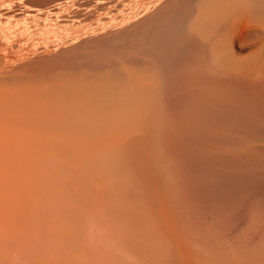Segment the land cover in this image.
<instances>
[{
	"label": "rangeland",
	"instance_id": "rangeland-1",
	"mask_svg": "<svg viewBox=\"0 0 264 264\" xmlns=\"http://www.w3.org/2000/svg\"><path fill=\"white\" fill-rule=\"evenodd\" d=\"M239 1L227 0L223 63L169 70L153 55L150 67L129 59L131 41L149 50L145 36L183 21L178 8L188 0H0L3 76L41 89L58 74L74 98L49 103L113 111L117 124L114 132L69 125L61 148L45 126L32 135L27 123L15 132L4 120L0 141L25 146L16 140L4 164L0 264H264V9L239 13ZM106 72L116 99L97 103L88 89Z\"/></svg>",
	"mask_w": 264,
	"mask_h": 264
},
{
	"label": "bare ground",
	"instance_id": "bare-ground-1",
	"mask_svg": "<svg viewBox=\"0 0 264 264\" xmlns=\"http://www.w3.org/2000/svg\"><path fill=\"white\" fill-rule=\"evenodd\" d=\"M186 0H183V2H185ZM190 1V2H189ZM210 0H188L189 4L187 3H183L182 6L180 7L181 10L178 8L179 12V16L181 18H183V21L179 22L175 27L174 25L176 24H172V28L170 27V23L168 21L169 27L166 29H169V32H165L164 30L161 31V33H164V36L162 35H158L160 34V31H151L153 34L148 33L151 35V37H147V32L145 33L147 36H145V38L149 41L150 46L147 48L148 49H144V48H140L139 46H136L137 42L139 43L140 41V37H136L131 40L132 43V48H130V50L132 49V54H131V59L132 61L134 60L135 63H137L140 66H149V62L152 60H148V57L151 55H153L154 59L153 61L156 62V60H158L160 63L163 64V66L168 67L169 70L173 65L182 67L180 65L183 64V70L186 68L185 66H188L189 61L190 60H199L200 59L203 60V62L205 60L209 61V63L211 65H217L220 63H223L227 56H228V52L231 49V42L229 40V37L227 36V32L226 31V26L228 24L225 23L224 26V20L223 19H229L230 18V14L227 12L228 8H229V3H227V0H215L216 4L215 6H213L211 9L209 8V3ZM213 1V0H212ZM244 2V0L239 1V4L241 2ZM181 4V3H180ZM179 3L176 5H180ZM185 5H187L185 7ZM237 5V6H238ZM247 7V10L250 9L252 11H256V10H262L264 9V0H246L243 5H240L241 10H239L241 12H243L245 6ZM176 7V6H175ZM179 7V6H178ZM239 8V6H238ZM243 8V9H242ZM173 10V8H170ZM246 9V8H245ZM177 10V9H176ZM175 10V11H176ZM246 11V10H244ZM177 12V13H178ZM244 13V12H243ZM170 14V13H168ZM174 14V13H173ZM165 15V13H164ZM167 15V14H166ZM220 15L222 20V24L221 26H219L220 24H218L219 21H217L216 23L218 25H216L215 23V19L216 16ZM174 16V15H173ZM173 16L171 15V17L173 18ZM175 17V16H174ZM224 17V18H223ZM166 18V17H165ZM163 18V19H165ZM170 18V20L172 19ZM180 18V19H181ZM235 18V17H234ZM161 19V18H160ZM169 19V18H168ZM167 19V20H168ZM176 19V18H175ZM179 19V20H180ZM233 19V18H232ZM182 20V19H181ZM171 22V21H170ZM227 22V21H226ZM229 22V21H228ZM173 23V21H172ZM221 23V22H220ZM160 24V22H159ZM164 25V24H163ZM216 25V26H215ZM153 27V26H152ZM163 27V26H161ZM166 27V26H165ZM174 27V28H173ZM147 28V27H146ZM144 29V28H143ZM160 29V28H159ZM162 29V28H161ZM228 30V29H227ZM168 31V30H166ZM150 32V31H149ZM230 32V31H229ZM166 33V34H165ZM229 34V33H228ZM144 37V36H143ZM142 37V38H143ZM144 38V39H145ZM143 39V40H144ZM0 40L2 42V44H4L2 40H4L3 38L0 37ZM123 40V39H122ZM130 41V40H129ZM146 40H144L143 42H148ZM171 41H173L171 43ZM149 43H146L147 45H149ZM172 44V45H171ZM175 44V47L177 46V48H175L173 45ZM139 45V44H138ZM3 46V45H2ZM173 46V47H172ZM182 48V52L183 50L185 51V54H182L184 56L181 55V51L180 53V57L183 58L180 60L177 59V57L175 56V51H179L181 50L180 47ZM1 47V45H0ZM144 47V46H143ZM179 47V48H178ZM108 48V47H107ZM173 49H177V50H172ZM179 49V50H178ZM137 52V56L135 55ZM175 52V53H174ZM179 53L177 52V54L179 55ZM184 53V52H183ZM106 54V53H105ZM129 54V53H128ZM106 57H108L107 55H105ZM148 56V57H147ZM150 58V57H149ZM65 59V58H64ZM130 60V61H131ZM14 61V60H13ZM98 61V60H97ZM22 62V61H21ZM99 62V61H98ZM159 62H157L156 64L160 65ZM185 62L186 65L184 64ZM193 62V61H192ZM2 64H0V75L2 74V76H0V91H1V97L0 99H17V100H22L24 101L26 104L30 103V104H35L36 108L35 110H32L31 112H26L24 113V111H22V109L19 107L18 104L12 105L11 107H4V103H2L3 105L0 108V128H4V120L6 121V123L9 125V127L14 129L13 131H15V128L21 123H27L26 125H29L30 130H31V134H35L39 130L42 126H45V133H49L52 132L54 133L53 135V140L51 142V144L56 145L57 147H61L63 148V146H65L66 144L64 143V140H60L58 137V134L61 133L59 132V130L65 129L67 128L69 125L70 129L72 127V125L78 129V131L81 129L79 127L85 125L90 126L91 128L97 130L98 132H114L117 131L116 129V118H115V112L112 111V113H107L105 111V114H100L98 112H96V110H92L89 112H76V108H71V107H66V106H55L54 100L53 103H49V101H51L52 99H61V98H65V99H73L74 96L72 93H70L69 91H67V89L65 88V83L63 82V79L57 74H54L53 76H51V80L46 82L48 79H46L45 84L47 86L45 88L41 89L39 88V86H36V88L38 87V89H32L31 87V83L29 85L26 84V86H22V82L24 84V80L23 78L21 80H23L22 82L17 79L19 76L14 77L13 76V80H9L8 78H5L3 76V71H4V62H1ZM57 63V62H56ZM61 63V62H59ZM69 63V62H68ZM152 63V62H151ZM182 63V64H180ZM25 64V63H24ZM64 64V63H63ZM99 63H94V65H98ZM108 63H106L107 65ZM136 64V65H137ZM154 64V63H153ZM192 64V63H191ZM196 66L198 64L195 63ZM208 64V63H206ZM109 65H110V61H109ZM112 65V62H111ZM110 65V66H111ZM185 65V66H184ZM201 66V64H198ZM33 66V65H32ZM56 66V65H55ZM154 66V65H153ZM174 66V67H176ZM190 66V65H189ZM188 66V68H189ZM205 66V65H204ZM40 67V66H39ZM112 67V66H111ZM150 67V66H149ZM195 67V66H194ZM199 67V66H198ZM196 67V68H198ZM209 67V66H207ZM9 68V67H8ZM42 68V66H41ZM59 68V67H58ZM164 68V67H163ZM167 68V69H168ZM178 68V67H177ZM192 68V66L190 67V69ZM10 69V68H9ZM8 69V70H9ZM25 69V68H24ZM54 69V68H53ZM53 69L51 67V70L53 72ZM209 71H213L211 68H208ZM12 70V69H11ZM38 70V69H37ZM42 69H39L38 71L41 72ZM192 70V69H191ZM195 69H193L194 71ZM7 71V70H6ZM5 71V72H6ZM44 71V69H43ZM9 72V71H8ZM11 72V71H10ZM55 72V71H54ZM183 72V71H182ZM26 73V71H25ZM197 73V72H196ZM216 73V72H215ZM220 73V72H219ZM11 74V73H10ZM27 74V73H26ZM42 74V73H41ZM185 74V73H184ZM21 75V74H20ZM48 75V74H47ZM212 75V74H210ZM209 75V76H210ZM222 75V74H221ZM226 75V74H225ZM111 74L109 72H106L102 78V82L104 81V83L101 86H96V87H92L90 89H88V98L89 99H93L95 101H97V103H99L98 101L102 102L104 99H109L108 101H113L114 99H116V91L114 89V86L110 87V86H106L107 80L108 78H110ZM193 76V75H191ZM219 76V75H218ZM217 76V77H218ZM27 77V76H26ZM206 77V76H205ZM224 77V76H223ZM20 78V77H19ZM181 78V77H180ZM10 79V78H9ZM67 79V78H65ZM212 79L215 80V78L213 77ZM219 79V78H218ZM226 79V78H225ZM225 79H219L221 80L220 82L224 83ZM253 79V78H252ZM26 80V78H25ZM42 80V79H41ZM181 80V79H180ZM210 80V79H208ZM217 80V78H216ZM215 80V81H216ZM224 80V81H223ZM29 81V80H28ZM122 81V80H121ZM43 82V81H42ZM175 82V81H174ZM201 82V81H200ZM219 82V81H218ZM219 82V83H220ZM228 82V81H227ZM225 82V83H227ZM27 83V82H26ZM120 83V80H117L116 85ZM44 84V83H43ZM215 84V83H214ZM105 85V86H103ZM115 85V86H116ZM224 85V84H223ZM212 86V85H211ZM34 87V86H33ZM44 87V85H43ZM226 87V86H225ZM35 88V87H34ZM118 89V88H116ZM193 89V88H192ZM203 90V89H202ZM218 90H222V89H218ZM218 90L216 93H218ZM165 92V91H164ZM212 93V91H211ZM215 93V92H214ZM220 93V92H219ZM184 94V93H183ZM190 94V93H189ZM199 94V93H198ZM191 95V94H190ZM197 95V94H196ZM181 96V95H180ZM189 96V95H188ZM208 96L210 97V95L208 94ZM174 97V96H173ZM205 98V97H204ZM219 98V97H218ZM220 99V98H219ZM3 101V100H2ZM74 101V100H73ZM72 101V102H73ZM105 102V101H104ZM0 103V104H1ZM109 103V102H107ZM7 105V104H6ZM31 105V106H32ZM113 105V104H112ZM30 106V107H31ZM34 106V105H33ZM107 105H105L106 108ZM5 108V110H4ZM33 108V107H32ZM31 110V108H30ZM29 111V110H28ZM80 111V110H77ZM260 112H261V135H262V152L264 155V99H260ZM4 115L7 116V120L6 118H4ZM19 123V124H18ZM18 124V125H16ZM7 125V126H8ZM21 127V126H19ZM72 127V128H74ZM87 127V126H86ZM11 128V129H12ZM27 128V127H26ZM44 127H42L43 129ZM3 130V129H2ZM10 130V129H9ZM82 130V129H81ZM44 131V130H42ZM16 132V131H15ZM13 132V133H15ZM20 133V132H19ZM28 133V134H30ZM4 134H2V137ZM13 135V134H12ZM22 135V134H21ZM36 135V134H35ZM1 137V136H0ZM13 137V136H12ZM11 137V138H12ZM18 137V136H17ZM30 137V135H29ZM33 137V136H32ZM20 138V137H19ZM19 138L16 139L14 138V140L17 142L19 141ZM22 138V137H21ZM37 138V137H33ZM2 139V138H1ZM9 139V138H8ZM25 139V138H24ZM31 140V137L29 138ZM32 139V140H33ZM6 140V139H5ZM4 139H2V141H0V213H2L4 215V164L6 162H8V160L12 161L11 155L14 152V148L15 145L14 143H16L15 141H13V139H9L6 142ZM28 142H31V141ZM44 141V140H43ZM27 144H31L28 143ZM20 143V141L18 142V144ZM24 141H22V143H20V145H23ZM45 143V142H44ZM17 144V146H18ZM26 144V145H27ZM43 144V143H42ZM48 146V144H46ZM25 146V145H23ZM22 146V151L24 150ZM28 146V145H27ZM21 147V146H20ZM20 147L18 146V150H20ZM49 148V146H48ZM17 149L15 150V152L17 153L18 151ZM26 151V150H25ZM20 153L21 150L19 151ZM18 152V153H19ZM18 155V154H17ZM15 154V158L17 156ZM29 156V155H28ZM27 156V157H28ZM11 157V158H10ZM21 157V155H18L19 159ZM24 157V156H23ZM31 160V157H28ZM52 158V157H51ZM23 158L21 157L20 160H22ZM24 159L27 160V158L24 157ZM14 160V159H13ZM29 160V161H30ZM50 160V158H49ZM56 160V159H55ZM24 161V160H23ZM28 161V160H27ZM40 161V159H39ZM48 161V160H47ZM53 161V158H52ZM57 161V160H56ZM16 162V161H14ZM26 162V161H25ZM32 162V161H31ZM30 162V163H31ZM10 163V162H9ZM13 163V162H12ZM20 163V161H19ZM13 165V164H12ZM20 165V164H19ZM61 165V164H60ZM10 166V165H9ZM23 166V164H22ZM21 166V167H22ZM66 167V166H65ZM14 168V167H12ZM7 169V167H6ZM18 169V167L16 168ZM11 168H10V173H11ZM15 170V168L13 169ZM7 171V170H6ZM27 171V170H26ZM18 172V171H17ZM39 172V171H38ZM15 173V172H14ZM9 174V173H8ZM27 174V173H26ZM25 174V175H26ZM37 174V173H36ZM24 176V174H22ZM9 177V175H8ZM27 177V176H25ZM24 177V178H25ZM14 178V177H13ZM12 178V179H13ZM23 178V177H22ZM8 179V178H7ZM18 179V178H16ZM30 179V178H29ZM9 180V179H8ZM15 181V179H13ZM31 180V179H30ZM7 182V180L5 181V183ZM31 184V183H30ZM15 185V184H14ZM24 185V184H23ZM10 186V185H9ZM21 187V186H20ZM33 187V186H32ZM263 189H264V185H263ZM17 192V191H16ZM1 214V215H2ZM3 217V216H2ZM4 222V221H3ZM1 223V222H0ZM2 225H4L2 223ZM1 225V226H2ZM0 226V227H1ZM3 227V226H2ZM0 228V232L4 229ZM3 232V231H2ZM1 236V234H0ZM4 237V236H3ZM2 238V237H0ZM2 240V239H1ZM0 240V241H1ZM1 252V251H0ZM3 253V252H2Z\"/></svg>",
	"mask_w": 264,
	"mask_h": 264
}]
</instances>
